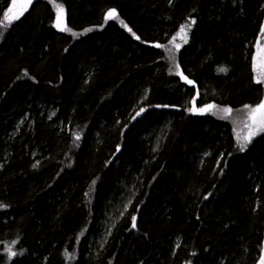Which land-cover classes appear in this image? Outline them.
Wrapping results in <instances>:
<instances>
[{
  "label": "trees",
  "instance_id": "1",
  "mask_svg": "<svg viewBox=\"0 0 264 264\" xmlns=\"http://www.w3.org/2000/svg\"><path fill=\"white\" fill-rule=\"evenodd\" d=\"M263 25L264 0H34L0 26V264H261L264 133L211 113L263 101Z\"/></svg>",
  "mask_w": 264,
  "mask_h": 264
},
{
  "label": "rangeland",
  "instance_id": "2",
  "mask_svg": "<svg viewBox=\"0 0 264 264\" xmlns=\"http://www.w3.org/2000/svg\"><path fill=\"white\" fill-rule=\"evenodd\" d=\"M33 2L34 0H31V4ZM31 4L26 5L24 10L22 11V14L19 15L18 19H20L25 14V12L30 8ZM11 6H12V3H11ZM20 11H21V5L18 4L15 7L14 11L12 13H9V15L10 16L15 15L16 13H19ZM18 19H13L12 22L17 21ZM254 69L257 73V79L258 81H260L259 83H261L264 86V25L261 31L260 40H259V44L257 48ZM261 103H264V99ZM258 105H256L253 108L245 109L236 115H234V113H232L231 110L228 112H225L224 111L225 108L217 107L215 111H213L211 114L217 117L221 121L232 123L235 140L240 148L243 145V149H245L246 147L250 145L251 141L254 138L264 133V129L258 130V125H259L261 116L257 114L255 118V122L252 116V109L256 108ZM250 132H255V134L251 136L250 140H248L246 138L249 136Z\"/></svg>",
  "mask_w": 264,
  "mask_h": 264
},
{
  "label": "snow or ice",
  "instance_id": "3",
  "mask_svg": "<svg viewBox=\"0 0 264 264\" xmlns=\"http://www.w3.org/2000/svg\"><path fill=\"white\" fill-rule=\"evenodd\" d=\"M21 5V11L19 13H16L15 15H12L10 16L9 13H12L15 9V7L17 5ZM31 4V0H12V6L9 7L8 9V12H6L4 14V18L3 20H0V26H7V24H10L12 22L13 19H18L19 18V15L22 14V11L24 10V8L26 7V5H30ZM57 9H58V15H57V27L61 30V31H64L65 28L62 27V12H63V9L60 8L59 6H57ZM116 16V13H115V10H111L109 11V13L107 14V18L108 19H111L113 17ZM6 22V23H5ZM123 23V22H121ZM192 23H195V21H192ZM181 32H184V27L182 26L181 27ZM186 35V33H185ZM220 71H225V69L221 68ZM180 74V73H178ZM182 75V74H180ZM184 79L189 83L191 84L192 81L190 80H187V77H184ZM258 83L260 81H257ZM213 107V105H207V108L208 109H211ZM205 109H197V111H200V112H203ZM225 112H228L230 111V109H224ZM259 114L261 116V119L259 121V125H258V130L259 129H264V103H261L259 104L256 108L252 109V116H253V120L255 122V118H256V115ZM255 132H250L249 133V136L246 138L248 140H250L251 136L254 135ZM77 139H79V136L76 137ZM241 149L243 150V145L241 146ZM135 217H133V227H135ZM9 251V256H15L17 253L16 252H13L11 249L8 250ZM261 264H264V260L261 261Z\"/></svg>",
  "mask_w": 264,
  "mask_h": 264
},
{
  "label": "water",
  "instance_id": "4",
  "mask_svg": "<svg viewBox=\"0 0 264 264\" xmlns=\"http://www.w3.org/2000/svg\"><path fill=\"white\" fill-rule=\"evenodd\" d=\"M63 21V23H62V27H64L65 29H66V22L64 21V20H62ZM61 31V30H60ZM65 32V30L64 31H61V33H64ZM208 110H210V109H208V108H206L205 110H204V112L205 111H208Z\"/></svg>",
  "mask_w": 264,
  "mask_h": 264
},
{
  "label": "flooded vegetation",
  "instance_id": "5",
  "mask_svg": "<svg viewBox=\"0 0 264 264\" xmlns=\"http://www.w3.org/2000/svg\"><path fill=\"white\" fill-rule=\"evenodd\" d=\"M207 107H205L204 109H206Z\"/></svg>",
  "mask_w": 264,
  "mask_h": 264
},
{
  "label": "bare ground",
  "instance_id": "6",
  "mask_svg": "<svg viewBox=\"0 0 264 264\" xmlns=\"http://www.w3.org/2000/svg\"><path fill=\"white\" fill-rule=\"evenodd\" d=\"M226 109V108H225ZM231 116V115H230Z\"/></svg>",
  "mask_w": 264,
  "mask_h": 264
}]
</instances>
